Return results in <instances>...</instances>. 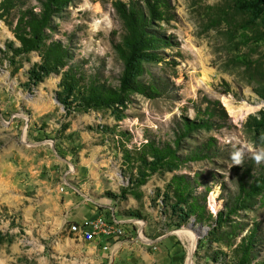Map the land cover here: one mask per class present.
Returning <instances> with one entry per match:
<instances>
[{"label": "rangeland", "instance_id": "rangeland-1", "mask_svg": "<svg viewBox=\"0 0 264 264\" xmlns=\"http://www.w3.org/2000/svg\"><path fill=\"white\" fill-rule=\"evenodd\" d=\"M111 1L70 0L52 17L46 42L59 41L69 59L41 76L30 73L38 52L14 53L17 9L0 17V264H186L189 253L190 264H238L235 249L247 234V264H264V190L224 217L241 170L264 163V0H169L172 19L152 28L171 46L142 62L139 78L157 80L162 94L82 110L59 83L75 65L117 86L122 62L113 44L123 31ZM198 119L211 126L182 138L178 154L206 157L149 173L141 145L174 146L182 122ZM174 175L190 180L204 206L199 218L167 188ZM74 211L111 217L123 235L105 249L79 241L66 218Z\"/></svg>", "mask_w": 264, "mask_h": 264}, {"label": "trees", "instance_id": "trees-1", "mask_svg": "<svg viewBox=\"0 0 264 264\" xmlns=\"http://www.w3.org/2000/svg\"><path fill=\"white\" fill-rule=\"evenodd\" d=\"M37 8H23L19 0H0V17L11 13L15 8L17 15L11 32L19 47L14 53L27 54L38 52L40 63L32 69L31 75H46L66 67L69 52L59 41L46 42V30H49L52 17L67 6L70 0H37ZM112 9L122 26L119 42L113 49L122 62V71L115 87L106 85L96 77L87 78L74 65H68L62 72L59 83L61 93L72 96L78 101L77 107L82 110L107 109L125 105L131 94H138L148 99L159 97L163 90L155 79L144 81L139 79L144 73L141 63L157 58V50L171 46L169 40L160 36L152 27L156 23L168 22L172 19V6L169 0H120L111 1ZM74 94V96H73ZM64 99L66 97H63ZM61 103H65L64 100ZM220 106V105H219ZM221 107V106H220ZM221 111L224 113L223 108ZM209 120H185L179 128L174 146L156 145L146 141L141 145L139 160L146 164L149 173L156 172L166 164H178L201 160L206 154L201 150L193 151L187 156L178 154L179 141L190 133L209 128ZM211 143L203 145L207 151ZM146 156L151 160L146 161ZM253 172V173H252ZM237 195L224 205V217L234 215L245 207V202L259 195L264 190V163L253 168L247 165L241 170L238 179ZM167 188L179 205H185L188 213L200 217L204 206H199L195 196H191V182L184 175H174ZM222 212L217 213L216 221H222ZM252 235L247 234L240 239L235 252L239 255L238 264H247L250 260Z\"/></svg>", "mask_w": 264, "mask_h": 264}, {"label": "built area", "instance_id": "built-area-1", "mask_svg": "<svg viewBox=\"0 0 264 264\" xmlns=\"http://www.w3.org/2000/svg\"><path fill=\"white\" fill-rule=\"evenodd\" d=\"M70 232L85 243H101L105 249L106 245L114 239H120L122 230L117 227L111 217L97 215L92 219H86L69 226Z\"/></svg>", "mask_w": 264, "mask_h": 264}, {"label": "crops", "instance_id": "crops-1", "mask_svg": "<svg viewBox=\"0 0 264 264\" xmlns=\"http://www.w3.org/2000/svg\"><path fill=\"white\" fill-rule=\"evenodd\" d=\"M68 164V163H67ZM69 165V164H68ZM70 171H68L67 173H71L73 171V167L70 166ZM47 201V200H46ZM49 201V200H48ZM97 216V213H94V212H87L85 215L83 214V211L81 213H79L78 211H74V212H70L67 214L66 218L67 219H74V223H79L83 220H86V219H92L94 217Z\"/></svg>", "mask_w": 264, "mask_h": 264}, {"label": "bare ground", "instance_id": "bare-ground-1", "mask_svg": "<svg viewBox=\"0 0 264 264\" xmlns=\"http://www.w3.org/2000/svg\"><path fill=\"white\" fill-rule=\"evenodd\" d=\"M222 101H223L224 106L227 108V110L229 111V113L231 115H233L234 118H236L238 115H240V112L243 110L242 108H235V107H233L230 104V102L227 99H225V98H223ZM184 232L186 233V231H184ZM193 241H194V239L191 236V243H190L191 248L193 247V243H194ZM191 248H190V250H191ZM190 263L191 262H190V253H189L186 264H190Z\"/></svg>", "mask_w": 264, "mask_h": 264}]
</instances>
